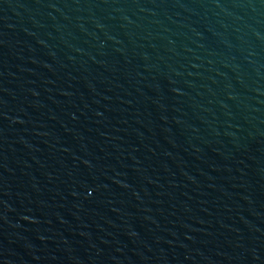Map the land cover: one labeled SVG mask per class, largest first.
Wrapping results in <instances>:
<instances>
[{"label":"water","instance_id":"water-1","mask_svg":"<svg viewBox=\"0 0 264 264\" xmlns=\"http://www.w3.org/2000/svg\"><path fill=\"white\" fill-rule=\"evenodd\" d=\"M0 264H264V0H0Z\"/></svg>","mask_w":264,"mask_h":264}]
</instances>
